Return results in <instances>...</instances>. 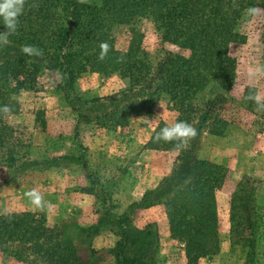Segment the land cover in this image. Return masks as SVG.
Returning <instances> with one entry per match:
<instances>
[{"label":"rangeland","instance_id":"obj_1","mask_svg":"<svg viewBox=\"0 0 264 264\" xmlns=\"http://www.w3.org/2000/svg\"><path fill=\"white\" fill-rule=\"evenodd\" d=\"M209 2L210 6L218 4V0ZM85 4L87 13L99 14L106 20V36L113 39L118 50L131 51L134 30L142 34V47L150 67L167 49L190 54L189 49L175 45L152 21H135L117 13L111 0H85ZM257 9L255 16L246 11L233 27L246 37V42L230 45L236 63L228 68L233 70L236 81L227 93L229 102L221 116L232 126L222 137L211 139L212 134H204V145L198 151V157L209 161L221 181L216 191L220 250L203 257L198 264H264V117L256 110V104L250 107L249 99L257 93L264 97V74L249 75L257 68L264 70V9ZM68 26L67 13L58 6L51 22L58 36L54 51L62 44L60 36L66 34ZM73 46L74 50L81 48L78 41ZM84 62L87 72L77 79L74 93L88 102L82 113L91 118L90 122L80 119L64 98L58 85V70L44 66L34 80L23 75L28 87L13 95L18 113L5 118L11 132L4 146H0V214L30 211L45 216L49 227L65 234L82 262L87 259L89 239L102 235L108 245L112 240L106 253H112L114 264H119L115 251L121 239L117 218L112 216L107 225L98 227L109 209L129 218L125 260L136 264H187L185 243L171 237L170 222L192 217V201L175 198L179 195L177 188L167 184L163 187L170 193L165 197L159 187H148V182L157 183V174L170 172L178 152L148 153L146 142L164 119L173 123L178 113L163 94L153 113L132 112L124 117L123 101L115 103L114 98L127 92L130 79L120 73L107 76L96 72L89 53L84 55ZM119 118L123 119L122 126L117 125ZM76 130L83 149L77 147ZM94 136L100 137V143H96ZM130 136L136 140L132 146L127 140ZM90 141L95 143L91 147ZM83 152L90 171L111 189V203H104L89 192L92 183L83 160L80 164L70 160V156ZM130 158L139 161V165H132ZM33 161L42 163L26 165ZM33 190L41 194L42 208H37L27 196ZM153 190L159 191L151 193ZM163 207L166 212L161 210ZM150 208L155 211H147ZM167 222L169 235L164 229ZM0 264L35 263L18 261L0 251Z\"/></svg>","mask_w":264,"mask_h":264},{"label":"trees","instance_id":"obj_2","mask_svg":"<svg viewBox=\"0 0 264 264\" xmlns=\"http://www.w3.org/2000/svg\"><path fill=\"white\" fill-rule=\"evenodd\" d=\"M209 1L111 0L117 13L135 21H152L175 45L190 50L189 55H184L177 49H167L154 67H150L145 56L142 34L134 30L131 51L118 50L113 39L106 36V20L99 14L87 13L86 4L81 0H26L17 34L10 38V46L0 48V109L4 106L10 109L8 113L0 111V146H4L11 132L5 118L18 113L13 95L28 87L23 75L27 80H34L44 66L60 72L58 85L64 98L80 119L91 121L82 113L88 102L74 93L77 79L87 72L84 62L87 53L93 58L96 72L107 76L120 73L123 78L130 79L127 92L114 98L115 103L123 101L124 117H129L132 112L151 114L165 94L178 113L176 122L186 121L197 129L195 138L178 147L175 142L155 140L159 130L168 124L162 121L147 143L150 149L178 152L171 173L161 180L158 187L164 197L170 193L164 184L177 188L179 195L175 198L188 199L193 203L192 217L170 222L171 237L180 238L185 243L187 264H198L203 257L217 254L220 250L216 191L221 181L215 176L209 161L198 157V151L204 134L222 137L229 125L221 112L227 107V93L236 81L233 70L228 68L236 63L230 54V45L246 42V37L233 27L249 8L264 9V0H218L216 6H210ZM58 6L66 11L69 26L66 34L60 36L62 44L54 51L58 36L51 22ZM4 30V25L0 24V32ZM74 41L80 43V50H74ZM104 42L109 44L110 51L105 59L100 60V44ZM24 45L39 47L43 55H23L20 48ZM254 105L251 99L250 107ZM260 112L264 117V111ZM117 125H123L122 118ZM76 139L77 147L83 149L78 130ZM70 160L77 164L83 160L87 178L92 183L89 192L102 202L111 203L112 191L103 185L99 175L90 171L86 152L70 156ZM40 163L33 161L26 165ZM112 216L117 218L120 228L121 239L115 248L118 263L129 264L132 261L136 264L131 259H124V249L130 238L129 218L107 209L98 227L107 225ZM0 251L21 262L84 264L63 232L49 227L45 216L30 211L0 214Z\"/></svg>","mask_w":264,"mask_h":264},{"label":"clouds","instance_id":"obj_3","mask_svg":"<svg viewBox=\"0 0 264 264\" xmlns=\"http://www.w3.org/2000/svg\"><path fill=\"white\" fill-rule=\"evenodd\" d=\"M85 2V0H81ZM26 0H0V24H3L5 30L0 32V48L10 46V38L17 34L20 17L24 14ZM248 14L255 16L259 13V10L255 7L249 8ZM110 46L107 42L100 44L99 59L103 60L108 55ZM20 52L28 57H41L43 55L42 49L34 45H24L20 48ZM264 74V70L257 68L254 72H250V76H258ZM256 104L257 111H264V97L259 93L250 96ZM0 111L8 113L10 109L8 106H4ZM150 125V122L146 121ZM197 129L186 121H177L173 124H166L162 127L155 136L157 142L164 141L166 143L175 142L179 147L180 145H187L189 140L197 136ZM27 196L31 199V202L37 207L42 208L43 198L40 193L33 190L27 193Z\"/></svg>","mask_w":264,"mask_h":264},{"label":"crops","instance_id":"obj_4","mask_svg":"<svg viewBox=\"0 0 264 264\" xmlns=\"http://www.w3.org/2000/svg\"><path fill=\"white\" fill-rule=\"evenodd\" d=\"M168 101H170V100H168ZM158 104V103H157ZM156 104V105H157ZM155 105V106H156ZM167 105H169V104H167ZM155 108H153V111H155L154 110ZM167 111L168 112H171L172 110H168L167 109ZM153 113V112H152ZM175 113H177L176 111H175ZM174 117V116H173ZM176 120H177V118L175 117L174 118V121H173V123H175L176 122ZM164 122H166L167 123V121H165V119H164ZM173 123H170V124H173ZM169 124V123H168ZM169 124V125H170ZM232 125L231 124H229L228 125V128H230ZM153 131L154 130H152V132H151V134H150V137H151V135H152V133H153ZM118 133H120V132H117V134ZM131 133H133V132H131ZM130 133V134H131ZM95 138H96V140H97V138H99L100 139V137H98V136H94ZM150 137L148 138V140H147V142H146V144L148 143V141H149V139H150ZM211 137H213V138H211V139H215L214 137H215V135H211ZM127 140H128V144L130 145V146H132L134 143H136V140L135 139H132V136H130V137H128L127 138ZM209 141H210V139H208ZM215 140H211V142H214ZM97 142H99V140H97L96 141V143ZM100 143V142H99ZM99 143H98V147L100 148V145H99ZM89 145H90V147H91V145L92 144H95L94 142H89L88 143ZM202 144L204 145V142H203V140H202ZM201 144V145H202ZM129 146V147H130ZM100 149H103V148H100ZM146 151H148V153L149 152H151V153H153L154 151H156V152H169V151H160V150H154V149H150L149 147H147V149H146ZM201 152H204L203 150H201ZM151 155H153V154H151ZM121 157V156H120ZM116 158H119V156H117ZM175 159H176V157H175ZM201 159V158H200ZM125 160V159H124ZM130 160L131 161H133V163H132V165H136V164H138V163H140L139 161H137L136 159H132V158H130ZM139 165V164H138ZM173 165H174V163H173ZM173 165H172V169H173ZM172 169L170 170V172L168 173V174H166L165 175V173H163V174H157L155 177H154V181H156L157 183L156 184H152V182H148L149 184H148V187H151V188H153V187H158L159 186V184H160V182H161V180L165 177V176H167V175H169L170 173H171V171H172ZM152 177V179H153V176H151ZM154 183V182H153ZM153 185V186H152ZM156 187V188H157ZM150 188V189H151ZM155 189V188H154ZM130 193V192H129ZM161 206H163V205H161ZM164 208V207H163ZM92 211V212H90V211ZM88 211L92 214L93 213V210H91V209H89ZM153 209L152 208H150V209H147V211H152ZM161 210H163V211H165L166 212V210H165V208L164 209H161ZM168 210V209H167ZM153 211H155V210H153ZM88 212V213H89ZM168 215V214H167ZM161 217H164L163 216V214L161 213ZM169 223L167 222V227L165 226V230L167 229V235H169ZM102 232V231H101ZM100 232V233H101ZM99 233V234H100ZM77 244H75V247H79L78 245L76 246ZM111 245H112V240L110 239L109 240V245H108V241L106 240L105 242H104V239L102 238V235L100 236V235H96L95 236V238H94V240L93 239H89V241H88V249H89V251H88V255H87V259H84L83 258V262L85 263V264H114L115 262H114V258H113V256H112V253H109V254H107L108 253V251H110V249L109 248H111ZM107 252V253H106ZM104 253H106V255L104 254Z\"/></svg>","mask_w":264,"mask_h":264}]
</instances>
